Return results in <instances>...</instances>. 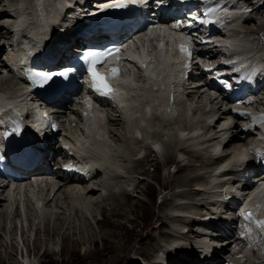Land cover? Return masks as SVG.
Wrapping results in <instances>:
<instances>
[{
  "label": "bare ground",
  "instance_id": "6f19581e",
  "mask_svg": "<svg viewBox=\"0 0 264 264\" xmlns=\"http://www.w3.org/2000/svg\"><path fill=\"white\" fill-rule=\"evenodd\" d=\"M0 1L3 2V7L0 8L1 24L5 20H13L15 18L16 8L14 4L21 0ZM24 1L26 4L31 3V0ZM243 1H247L249 3L252 0ZM259 1L264 2V0ZM57 2L59 3L60 0H57ZM67 8L68 7L65 4L62 5V7L52 6V8L47 12L46 19L50 23V29L40 34L39 44L41 48L44 49V55L48 59H50L51 57H58L60 54H64L66 51L72 50L71 48H67L66 44L75 40L76 26L73 19H76V17L70 16L72 17L70 18L68 14H65ZM263 8L264 3L258 9L250 10L249 8L246 15H243L242 19L239 21H242V23L245 25H247L249 22H253L254 19L252 18H255V16H257ZM262 24L263 23H260V25ZM241 34L248 39L251 38L250 36H253L252 33H248V31L246 32L244 28H241L239 31L232 33L233 38L231 40L234 43H237L238 38ZM240 41H244V43L246 42V40L244 39H240ZM5 43V41L0 39V51L2 50V48H4ZM252 47L256 46H253L252 44ZM210 58L215 59L216 54H212ZM159 60V62L153 63L152 61H149L148 58H143L142 63H146L147 71H150L157 76V80L155 82H159L162 84H164V82H168V84H170L169 73L171 72V67L168 57L165 55H160ZM66 67L68 66H63L61 68ZM137 70L138 74H140L141 70L139 68ZM3 73H6V75H2ZM153 82L151 80H135V84L139 88V90L128 92V94L136 96V98H134L132 102L130 101L129 104L133 105V103L146 102V104L149 105V103L152 102L151 106H157L159 110H162L161 113H152L149 118H144V111L142 109H136L133 112V115H135L136 117L141 116L143 122L148 121V123H159V127L157 129H151L150 131H148L147 128L143 126L136 127L135 124L128 123L123 117H121V114H119V112L114 109H106L107 114L104 115V122L102 120L97 121L96 119L92 118L91 120L95 121L94 126L97 125L98 127V142H96L95 148L94 146H92L93 148H90V142L88 141L91 140L92 137L89 135H84L83 137H80V143H83L85 141L87 142L86 145L88 146V150L86 151V154L88 156H91L94 162L99 164V169L96 170L97 176H95L92 181L80 183L81 186H76L77 188L69 186L71 184H75L73 180L70 179L69 182L61 186L53 196V191H50L39 202L42 205L41 211L43 210L41 212V217L38 216V211L34 209H30L31 212L28 214V216L26 215V220L29 228L27 232L32 233L35 230L37 231L34 254L35 259L36 256H38L42 264H68L66 263L68 262L66 261L67 258L78 255L77 253L79 251L77 250L79 248L84 247L86 244H97L95 234H91V236L88 235V238H85L86 236L84 237V232L78 228V225H76L75 222L71 223V219L73 218L79 221L81 225L84 220H88L86 218V211L89 209V207L87 206L96 205L97 208L102 211V213H104L106 207L108 205L110 206L111 203L116 200L117 204H113L114 207L112 206L115 214V212L119 211V204L123 203L121 199H126L127 201V199L129 198V195L127 193H130L131 173L129 169H125L124 174L118 171V167L116 166L117 162H115V160L119 149L115 148V146L110 143L111 139L109 141V138L111 136L112 139L116 140L115 143L126 145L125 150L126 152L128 151V155H131V160H143L149 154L156 155L157 150H155L153 145H151L149 142L144 146V148L148 150V154L143 155L142 157L140 156V150H138L136 146L141 142H145L147 139L160 141L161 137H163V139L165 137L166 139L162 141L163 151L162 147L159 146L161 152L156 155L155 162H159L162 165V158H164L165 161L163 165L166 166L168 162L166 161V158H168V160H173V158L176 159L177 156L183 157L182 155H189V160L185 164L183 163L186 160H184V162L181 160L183 163L181 162L182 167L179 166V174L183 173L185 175L187 171H190V175H183L181 177H177L174 180L170 194V196L172 197L171 200L173 202H171V200H165L162 204V217L167 219L165 224L167 227H170L171 231H174L175 235L171 234V232L164 233L165 237L169 235H171L172 237V240L169 242V246H167L168 248L166 247V255L163 258L158 256L157 260L149 264H223L222 260H217L218 249H221L222 251L221 253H219L221 257L231 256V240L230 242H228V239H224V241H219V244H215L212 242V239H216V232L214 231V234L210 235L211 237L207 236L205 233L208 232H206V229L208 227H216L220 224L223 225V217L217 214H219V212L223 211L224 208L228 206L225 200L227 198L234 197L233 190L235 189L234 186L236 184V181H234V179L235 176L240 175V173L238 172L244 170L242 169L244 168L242 165L244 163H256L255 159L251 157L245 150L243 151L242 147V145L246 144L248 141H253L255 139V135L250 131H243L239 126H230L228 122V119L231 115L230 111L224 109L219 102H216V100H213L210 96H207V94L203 93L201 87L193 88L192 86H190L191 84L188 83L186 87H182L181 93L178 96L174 94L175 97H179L178 101L174 104L169 105L170 93L162 91L161 89H159L160 87H153ZM20 84L21 80L12 74V70L5 62V59L1 60L0 88H2L4 91H7L8 96H12L19 91L18 87L20 86ZM158 85L159 84H157V86ZM0 96H2V94H0ZM179 106L183 108V110L180 111L179 116L177 118L170 119L168 117L167 109L170 107L177 108ZM184 106L186 107L184 108ZM192 107L193 110H191V113L188 112L190 109H192ZM250 112L253 113L252 110H250ZM261 115L264 117V108L262 109ZM114 127H116L117 129L122 128L123 134L119 135V132L115 131ZM134 128L139 130L141 139H137L136 137H134ZM91 130L96 131V129H90V131ZM106 136L108 137L106 138ZM46 139L47 140L42 148L43 152L48 151V142L52 140L51 137H47ZM156 143L157 141H153V144ZM182 144L183 148L179 149ZM150 150L152 152H150ZM203 151L206 152V154L210 153L211 156L213 155V153H217L219 154V156L212 157V159L207 163H203L197 166L194 163L196 161H194L193 159L201 158V153ZM133 153L136 154V158H133ZM126 155L127 153H124L120 156L121 161L122 157L125 160L127 159ZM228 158H230L229 163L234 169L231 172L223 173L221 172L220 165ZM260 160V165H263L264 159L260 158ZM122 164L123 163H121V165ZM86 165L87 164H83L80 168L88 169ZM102 173L104 176L109 177L107 181L102 180ZM197 175H201L200 179H205V181L199 188L202 190L197 191V194L202 196V199L201 201L195 202L201 203L202 205L200 207L207 209L208 213H206L205 215H202L204 213V210L199 209V211L195 213L191 210H188L189 207L186 204H181L173 200L174 197H186L189 199L190 197H187L188 195L196 194L195 190L197 189V187L192 188V185L200 181V179H197L200 176L196 177ZM173 177H175V174ZM122 181H124V185ZM137 183L138 182L134 181V184L132 185V191H134ZM121 186L128 192L126 193V191H124L122 193L120 191L121 188L120 190L118 189ZM147 188L150 189V185H147ZM185 188L191 189L190 193L185 194V192H183V189ZM102 189L105 191V193L97 196L98 193L102 192ZM86 199L89 200V204L86 203L84 206L80 205L87 202ZM20 203L21 196L19 194H10L7 197L0 188V229L3 233L0 234V240L1 238L5 237V235H9V245L11 249L16 253L18 245V225H20L22 228L23 220L20 219L18 224L16 222L14 223V220H16L17 217H21V211H18L17 209L15 213H13V216H11L10 210L15 204L19 205ZM248 204H254V202L249 199ZM178 213H185L188 214V216L178 215ZM198 213H201V217ZM192 214L195 215L192 219H190L189 215ZM223 216L230 218L227 214H223ZM210 217L219 218L217 219V221H213ZM41 218L42 220H38ZM37 220L38 223H36ZM12 222V226L14 227L10 228V230L7 232V225L8 223L12 224ZM195 223H197L198 228L196 227L197 225L194 226ZM186 224H191L194 227H191V229H185L184 232L181 231L178 227L173 228L174 225L184 227ZM102 225L104 226V223ZM195 227L196 229H194ZM163 229L164 227H162V230ZM14 235H17L16 241H14ZM74 235L77 239H72ZM110 235H113L114 237L116 234H109V236ZM26 236L27 234L23 233L22 230L21 241L23 243L24 237ZM259 237L261 238L260 235ZM208 238L211 239L207 243ZM108 239H106L107 242H104L108 246L107 250H104L105 253H101V251L100 253H97V255H101L103 259L106 260L104 261L106 264H121V259L126 252L130 251L128 255H130L132 252H136L134 248L130 249L129 241H125L124 243H117L116 241L109 243ZM150 239L151 242L156 241L155 244L157 247H159L158 250L164 249L165 246L161 244L159 238L156 235H152ZM25 240L26 243L30 242L29 239ZM209 242H211L212 244H210ZM172 243H176L182 246L174 245L173 247ZM250 245V252H253L254 249L259 248V243ZM146 252L142 250L140 254H136V256L139 255L142 258H145L148 253ZM84 254L86 257H90L92 255V253H89L88 250H85ZM14 261V258L6 259L0 256V264H13ZM28 261V264H31L30 259ZM246 263L247 261H244L242 264ZM128 264L139 263H136L131 259L129 260Z\"/></svg>",
  "mask_w": 264,
  "mask_h": 264
},
{
  "label": "rangeland",
  "instance_id": "374dc122",
  "mask_svg": "<svg viewBox=\"0 0 264 264\" xmlns=\"http://www.w3.org/2000/svg\"><path fill=\"white\" fill-rule=\"evenodd\" d=\"M2 7H3V3L0 1V8H2ZM252 19H254L253 22H249L247 25L241 23V24H239L240 26L238 25V27L240 29L244 28V30L246 32L248 31V33L253 34V36H250L251 38H249L250 46H252V44H253V46L261 47L264 45V8L261 10V12L257 16H255V18H252ZM260 23H263V24L260 25ZM249 30H250V32H249ZM259 40H260V42H259ZM261 43H262V45H261ZM66 47H67V45H66ZM3 53H5V49H2L0 51V55H1L0 61L3 60V57H4ZM2 75H6V73H3ZM185 107L186 106H184V108ZM182 110H183V108L181 106H179L177 108L169 109V112H167L168 117L170 119L177 118L179 116L180 111H182ZM191 110H193V107L188 112L191 113ZM144 124H145V127L147 128L148 131H150L151 129H157L159 127V123H148V121H145ZM135 126L136 127L139 126V121L136 120ZM114 130L118 131L119 135L123 134L122 128L117 129L116 127H114ZM134 132H135V130H134ZM137 135L139 137H141L140 132H137ZM167 135H172V134H167ZM108 136H106V138ZM110 139H111V141H110ZM160 139H161L160 141L147 139L146 143L149 142L151 145H153V147L155 149H158V148L160 149V147H162V151H163L162 141H164L166 138L164 137V139H163V137H161ZM109 141H110V143L113 144V146H115V148L119 149L116 160H115V162H117L116 166L118 167V171L120 173L124 174L125 169L130 170V173H131L130 174V177H131L130 193L125 188H123L122 186L118 188L119 190L121 188L120 191L122 193L124 191H126V193L128 192L127 194L129 195V198L127 199V201H126V199H121L123 201V203L119 204V206L121 208L118 206L119 211L115 212V214H114V210H113V207H114L113 204L114 205L117 204L116 200H114L110 206L108 205L106 207L104 213H102V211H100L96 205L95 206H93V205L87 206V207H89V209L86 211L87 215H86V213H85V215H86V218L88 220H84L82 225L79 221L75 220L74 218L71 219V223L75 222L76 225H78V228L84 232V234H85L84 237L86 236L85 238H88V235L91 236V234H95L97 244H95V245L86 244L84 247L79 248L77 250V251H79L77 253L78 255L67 258L66 261H68V262H66V263H68V264H106L104 262L106 260L103 259V257L101 255H97V253H100V251L102 253V252H104V250H107L108 246L104 242H107L106 239H108V238L111 239V240L108 239L109 243H112L115 241L117 243L118 242L124 243L125 241H129L130 242L129 243L130 249H133V248L135 249L136 252H134V253L132 252L130 255H128L130 252L129 251L123 255V258L121 259V264H128L129 260H131V259L134 260L136 263H139V264H149V263L157 260L158 256L163 258L166 255L165 251L168 248L167 246H169V244H170L169 242L172 240L171 235H169L167 237L164 236L165 232H168V233L171 232V234H174V231L173 230L171 231L170 227H167L165 224L167 219L162 217V208H163L162 204L165 200H171L172 199L170 194H171V190H172L171 187L173 185V182L177 177H181L184 175L183 173L179 174V169H180L179 166L182 167V163L184 162V160H186V161L183 164H185L189 160V155H182L183 157L177 156V158L176 159L173 158V160L172 159L168 160V158H166V161H168V162H167V165L164 166L163 165V163L165 161L164 158H162V162H163L162 165L159 162H155L157 152H156V155L155 154L147 155L145 157V159H143V160H131V155H128V151L126 152V150H125V147H126L125 144L115 143L116 140L112 139V136L109 138ZM153 141H157L158 144L157 143L153 144ZM146 143L141 142L140 144H138L136 146V148H138V150H140V156L141 157H142V155L148 154V150L146 148H144ZM117 145H118V147H117ZM133 147H135V146H133ZM182 148H183V144L180 146L179 149H182ZM190 148H192V147H190ZM131 149H133V148H131ZM192 149H194V148H192ZM133 150H135V149H133ZM150 152H152V151L150 150ZM124 153H127V155H126L127 159L125 160L122 157V161H123L122 162L120 159V156ZM133 155H134L133 158H136V156H135L136 154L133 153ZM201 155H202L201 158L193 159L194 161H196L194 163L197 166H199L203 163H207L213 157V155L211 156L210 153L206 154V152H204V151L201 153ZM205 158H207V159H205ZM121 163H123V164L121 165ZM154 167H155V169H154ZM195 168H197V167H195ZM156 170H158V171H156ZM174 174H175V177H173ZM188 174L190 175V171H187V173L185 175H188ZM198 176H200V177H198ZM196 177H198L197 179H200L201 175H197ZM134 181L138 182V183H137L134 191H132V188H133L132 185L134 184ZM204 181H205V179H203V180L200 179L199 182L194 183L192 185L193 186L192 188L197 187V189L195 190L196 194H197V191L202 190L199 188L204 183ZM122 183L124 185V181H122ZM147 185L148 186L150 185V189L147 188ZM183 190H184L183 192H185V194H188V193H190L191 189L185 188ZM104 193H105V191L102 189V192L98 193L97 196H100L101 194H104ZM196 194L188 195L187 197H190L189 198L190 200L186 197H184V198L183 197H174L173 200H175V202H178L181 204L182 203L186 204L189 207L188 210H191L195 213H197V211H199V209L204 210V213L202 215H205L206 213H208L207 209L205 208L206 209L205 210L203 207H200L202 205L201 203L195 202V201H201L202 196H200L199 194H197V195ZM171 202H173V201L171 200ZM86 203L89 204V200H87V202H85L84 204H80V205L84 206ZM198 204H199V206H198ZM193 209L194 210L196 209V210L194 211ZM30 212L31 211L28 210V212H26V215L28 216V214ZM110 213H111V215H110ZM198 214H199V216L201 215V213H198ZM178 215L188 216V214H185V213H178ZM194 215L195 214L189 215L190 219H192L194 217ZM20 219H21V217L20 218L17 217L16 220H14V223L16 222L18 224ZM36 223H37V221H36ZM103 223H104V226L102 225ZM12 225H13V222H12V224L8 223L7 232L10 230V228L14 227ZM162 225H164V226H162ZM190 225L186 224L184 227L179 226V225L178 226L174 225L173 228L178 227L181 231L184 232L185 229H191V227L196 226L197 223H195L194 226H192V225L190 226ZM120 227H122V228H120ZM162 227H164L163 230H162ZM185 227H187V228H185ZM196 227L198 228V225ZM196 227L194 229H196ZM26 229L28 231L29 228L27 227ZM28 233L29 232H27V236L24 237L25 239L30 240V242L27 241L28 243H26V240L24 239V246L27 249V253L29 256L28 258L30 259L31 264H42V262L39 260L38 256H36V259H35V254H34L35 239H36L37 231L35 230L32 233H29V234ZM0 234H3L1 229H0ZM109 234H116V235L113 237V235L109 236ZM152 235H156L159 238V241L161 242V244L163 246H165L163 250L162 249L158 250L159 247L156 246V244H155L156 241H152V242L150 241L151 240L150 237ZM5 237L1 238V240H0V245L2 246V247L0 246L1 247L0 248V256L4 257L6 259L14 258L15 261L13 264H21L20 258L23 257V248H22L21 242L19 241V235H18L17 253L14 252L9 245L10 244L9 235H5ZM16 237H17V235L16 236L14 235V237H13V238H15L14 241H16V239H17ZM75 238L76 237L74 235L72 239H75ZM210 239L211 238H208L207 243ZM212 240H213L212 241L213 243L219 244V241H222L223 239H212ZM209 243L212 244L211 242H209ZM172 245H173V247H174V245L175 246L176 245L182 246V245H179L176 243H172ZM139 247H141V248H139ZM139 249H140V251H139ZM85 250H88L89 253H92V255L90 257H86L84 254ZM142 250H144L145 252L146 251L148 252V253L146 252L148 256L146 255L145 258H142L139 255L136 256V254H140V252ZM196 250H199V249H196ZM21 251H22V255H20ZM217 252H222V251H220L218 249ZM20 256H22V257H20ZM95 256L97 259L95 258ZM82 260H84V261H82ZM256 261L263 262L264 257L262 259H258ZM212 264H217V263H212Z\"/></svg>",
  "mask_w": 264,
  "mask_h": 264
},
{
  "label": "snow or ice",
  "instance_id": "6c2138e0",
  "mask_svg": "<svg viewBox=\"0 0 264 264\" xmlns=\"http://www.w3.org/2000/svg\"><path fill=\"white\" fill-rule=\"evenodd\" d=\"M155 3H161L162 0H154ZM149 3V0H142V5L144 7H147ZM116 7H125V5H119L117 4ZM217 13V10L215 8H210L205 10L203 13V16L205 19H199L198 17H192L193 20H199L200 23H216L218 21H213L210 19H207L210 15H214ZM222 23V21H220ZM163 25L155 24L152 27L148 29L149 32L153 31L155 28H162ZM171 29H178L180 28L179 23H172L170 25ZM191 27V25H189ZM183 38L187 39L188 41H192L195 37V33H182L181 34ZM162 46V45H161ZM180 51L184 53L188 59H191V51H192V44H181L180 45ZM120 49L119 48H112L110 50L106 51H100V52H89L87 54V57H85L87 61V67L85 69L87 76L90 78L91 81V87L92 89L101 97H108V98H115L117 94V90L112 88L107 81L111 79H115L118 77L120 70L113 65L111 68H109L107 73L101 72L98 68V65L102 66L107 60L111 59L113 56L119 57ZM119 62V61H118ZM142 67H147L146 64H142ZM72 70H69V72ZM208 71H211L208 69ZM69 72H61L59 75L67 78L69 75ZM31 76V83L37 87H44L45 85H48L53 80V75L51 73H36V74H29ZM225 85V87H230L227 81H221ZM86 105L91 106L90 101H85ZM15 130H18L15 129ZM243 219L245 221V228L246 236H251L252 234V225H255V228L260 230V232L264 233V220H257L255 219V213L253 210H245L243 212ZM251 246V245H250Z\"/></svg>",
  "mask_w": 264,
  "mask_h": 264
}]
</instances>
